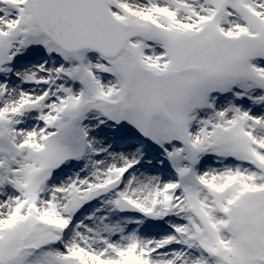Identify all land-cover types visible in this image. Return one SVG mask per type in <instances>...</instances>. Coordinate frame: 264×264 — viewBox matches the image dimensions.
<instances>
[{
    "label": "snow or ice",
    "instance_id": "1",
    "mask_svg": "<svg viewBox=\"0 0 264 264\" xmlns=\"http://www.w3.org/2000/svg\"><path fill=\"white\" fill-rule=\"evenodd\" d=\"M0 264H264V0H0Z\"/></svg>",
    "mask_w": 264,
    "mask_h": 264
}]
</instances>
